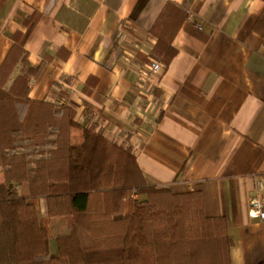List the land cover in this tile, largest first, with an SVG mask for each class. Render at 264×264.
<instances>
[{
  "label": "crops",
  "instance_id": "crops-1",
  "mask_svg": "<svg viewBox=\"0 0 264 264\" xmlns=\"http://www.w3.org/2000/svg\"><path fill=\"white\" fill-rule=\"evenodd\" d=\"M167 1L0 0V65L29 31V63L41 69L30 97L74 107V138L93 126L130 146L147 183L200 191L206 215L227 220L231 264H258L264 220L248 210L264 177V38L254 28L264 0H172L180 13L165 15L179 25L165 63L152 27Z\"/></svg>",
  "mask_w": 264,
  "mask_h": 264
},
{
  "label": "trees",
  "instance_id": "trees-1",
  "mask_svg": "<svg viewBox=\"0 0 264 264\" xmlns=\"http://www.w3.org/2000/svg\"><path fill=\"white\" fill-rule=\"evenodd\" d=\"M169 7L180 13L168 0L152 27L165 63L179 25ZM254 28L264 38V10ZM28 36L0 65V264H231L227 220L206 215L200 191L147 183L130 146L93 126L74 138V107L30 97L41 69Z\"/></svg>",
  "mask_w": 264,
  "mask_h": 264
},
{
  "label": "built area",
  "instance_id": "built-area-1",
  "mask_svg": "<svg viewBox=\"0 0 264 264\" xmlns=\"http://www.w3.org/2000/svg\"><path fill=\"white\" fill-rule=\"evenodd\" d=\"M148 68L153 73H161L163 64L159 59L151 57ZM256 185V191L250 199L248 214L253 219L264 220V177H260Z\"/></svg>",
  "mask_w": 264,
  "mask_h": 264
},
{
  "label": "rangeland",
  "instance_id": "rangeland-1",
  "mask_svg": "<svg viewBox=\"0 0 264 264\" xmlns=\"http://www.w3.org/2000/svg\"><path fill=\"white\" fill-rule=\"evenodd\" d=\"M79 119L82 120V117H79ZM132 197H133V198H137V193L134 192V193L132 194Z\"/></svg>",
  "mask_w": 264,
  "mask_h": 264
}]
</instances>
